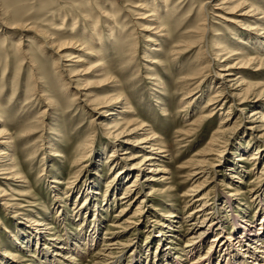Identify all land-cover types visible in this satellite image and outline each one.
I'll list each match as a JSON object with an SVG mask.
<instances>
[{
	"label": "rangeland",
	"instance_id": "obj_1",
	"mask_svg": "<svg viewBox=\"0 0 264 264\" xmlns=\"http://www.w3.org/2000/svg\"><path fill=\"white\" fill-rule=\"evenodd\" d=\"M152 1L160 12L158 21L154 16L156 14L149 16ZM242 1L246 3L243 8L251 4L259 9L260 14L255 15V11L247 15L245 12L249 9L245 8L227 10L226 7L234 8V5L224 4V0H169L166 6L165 0H0V131L6 133L8 150L11 147L14 150L15 159L26 179V183L7 180L6 171L1 170L0 191L5 192L6 196L2 198L6 202L15 207L22 206L18 209L22 215L40 213L39 219H45L50 228L46 234L55 235L62 242L72 240L75 234L85 236L94 231L95 245L90 249L82 246L83 249L75 254L73 264H176V260L178 264H192L202 256L211 255L210 243L223 227L227 233L224 234L226 239L233 234L239 236L235 233L232 216L236 220L244 217L250 222L263 221L264 173L261 171L264 167V123L246 118L254 109L251 107L256 99L254 92L246 96L238 94L239 98L230 99V95L224 91L228 106H232L231 111L224 109L216 114V109L212 112L215 113L212 118L202 120L203 114L210 115L212 111L211 107H207L208 101L215 91L221 90L217 75L221 73L219 69L224 63L220 62L223 60L219 59L221 56L215 57L219 54L216 52L220 47L217 44H224L241 54H257L250 38L257 34L253 30L256 24L264 26V0ZM204 14L207 16L203 25L199 26V16ZM49 16L56 18L55 22L62 28L60 33L64 37H79L86 48L81 42L73 41L61 52L50 45L41 44L37 31L41 26H47L51 20ZM63 17L66 20L61 26ZM16 19L26 22L24 28L10 30ZM96 20L99 21L96 30L101 31L100 40L81 37L83 33L91 35L93 30L90 25ZM151 21L163 26L156 31L155 22ZM199 27L206 28L205 32ZM109 28H112L111 35ZM146 36L157 40L161 50L152 51L154 42L144 41ZM20 38L22 44L19 49L28 54L35 63L33 65L38 67L43 82L39 88L30 84L29 65L26 60L20 61V55L16 52ZM188 41H193L192 47H183ZM177 43L182 47L179 54H173L172 47L178 46ZM93 46L102 49V62L120 82L118 84L122 83L124 92L128 93L132 107L128 115H136L139 121H143L146 130L151 129L160 141L158 148H165L166 151L163 154L165 157L157 163L166 166L169 172L166 180L153 183L152 195L143 207L138 200L126 206L128 212L122 219L117 215L126 204L118 199L124 195L125 185L134 179L133 173L136 171L132 170V175L126 180L119 182L113 179L115 170L111 166L129 163L125 162L126 156L120 155L125 148L120 147L118 155H113V147L120 146L118 138L114 139V135H109V130L101 126L105 124L101 115L90 111L83 96L86 90H80L84 89L79 87L80 82H75L74 78H70L71 82L68 79L71 77L68 71L87 66L83 62L93 57L90 52ZM131 49L134 51L131 52ZM58 57L62 70L54 66ZM154 57H158L156 60L159 62L151 66ZM67 59L71 61L67 62ZM78 59L81 62H77ZM242 71L244 80L250 85H264V65H252ZM193 77L197 79L188 83L187 80ZM86 80L92 85L93 95H105L95 88L93 78ZM66 84L67 90L63 88ZM49 100L52 103L49 104ZM243 100L249 104L240 106ZM187 101L191 103H185ZM42 109L45 111L40 114ZM239 111H243L244 116ZM228 112L230 116L226 128L229 132L224 137L227 142L219 155L221 158L216 152L207 157V169L204 168V173L195 177L199 181L194 185L200 186L195 196L205 195L206 214L217 212L210 217L205 215L203 219L201 214L194 215V210L202 207V202L194 203L189 193L193 183L190 181L191 173L195 171L192 164L201 160L200 152L207 147L206 143ZM181 133L185 135L181 136ZM257 147L262 150L260 161L249 162V155L255 154ZM137 151L135 148L134 152ZM242 154L245 160L237 163L235 159ZM233 164H236L234 172L240 178V183H237L238 179H229L228 168ZM79 165H82L81 168ZM87 183L93 184L91 187L97 195L85 206ZM231 193H239L232 199V210L229 211L227 206L220 210L224 206V195ZM22 194L28 196L20 197ZM10 196L14 200L11 201ZM94 204L98 206L94 207ZM3 208L0 205L2 264H16L12 262L17 258L23 264H41L38 261H43V251L39 246L42 242L36 245L33 237H30V241L25 236L22 238L19 229L25 218H16L15 210ZM171 214L179 217L180 222L172 223L175 233H171L173 236L165 241V237H160L165 229L160 226H165L172 219ZM217 214L221 215L219 219L215 218ZM211 217L215 218L214 227L208 225ZM201 230L207 234L200 251L193 253V256H183L182 251L194 237L193 233L198 234ZM28 232L31 233L29 229ZM105 237L107 240L103 241ZM22 240L25 242L20 248L17 243ZM219 243L215 242L218 247L208 264L226 263L224 246ZM243 243L245 240L242 246ZM159 244L172 248L166 257L159 255ZM55 245H58V241ZM103 246L110 250L103 256L97 255V252L103 253ZM48 248L52 250L49 245ZM235 248H232L234 252ZM3 251L13 256L1 257ZM198 264H205V260H200Z\"/></svg>",
	"mask_w": 264,
	"mask_h": 264
},
{
	"label": "bare ground",
	"instance_id": "obj_2",
	"mask_svg": "<svg viewBox=\"0 0 264 264\" xmlns=\"http://www.w3.org/2000/svg\"><path fill=\"white\" fill-rule=\"evenodd\" d=\"M168 1L169 0H165V2H164L165 6H166V3ZM144 3L147 4V1H145ZM223 3L224 4L230 3V5H232V4L234 5V8L226 7L227 10L228 9L229 10L230 9H232V10L236 9L237 10V8H243L244 4H246L242 0H224ZM149 8H150V11H149L150 15L149 16L152 17L154 14H156L154 16L156 18V21H158L160 19L159 18L160 16H158V15H160V12H159L154 1H152ZM244 8L249 9V10H247V12H245V13H247V15H248V12L252 13L255 11H256L255 15L260 14V13H258L259 9L256 7L254 8L251 4L250 5L248 4L247 7H244ZM113 15H110V16L112 17ZM206 16H207L206 14L199 16L198 21L201 22V24L199 26L203 25V21L205 20L204 18ZM243 16H245V15H243ZM49 18H51V20L48 21L47 26H45V25L43 27L41 26V29L37 31L38 36L41 38V40H40L41 44H44L45 46L50 45L51 47H54L57 50L60 49V51L63 52V50H65L66 46H70L73 41H74V43H77V42L79 43V42H81V40H83V39H80L79 37H77V38L71 37L69 39H68V37H64L60 33V30L62 28H60L59 25L56 24V22H55L56 18L54 16H49ZM86 19L90 20V17L86 16ZM262 19L264 20V13H263ZM65 20H66V17H63L61 26L64 25ZM151 22H155V21H151ZM24 23H26V22H22L18 19L17 21H15L11 24L10 30L22 29V28H24ZM74 23H76V22L74 21ZM74 23H73V26H74ZM98 23H99V21L96 20V21L92 22V25H90L92 30L94 31V33L92 31L93 36H92V33H91V35L83 33L80 36L83 38L85 37L88 40H96V41L98 40L99 41L100 40L99 37L101 36V31L96 30V26L98 25ZM155 25H156V28L154 30H156V31L163 26L159 22H155ZM263 25H264V22H263ZM73 26H72V28H70L71 31L73 30ZM199 28H200L199 30H203V32H205L204 30H206V28H204V27L203 28L199 27ZM109 30H110V35H111L112 28H109ZM253 30H255V32L257 33V34H255L254 37L250 38V40L253 39L252 40V46H255L256 50H257V54L254 56H252V55L250 56L247 54H241L238 50L236 51V50H232L230 48H227L224 44H221V43L217 44V46H220L216 50V52L219 54L215 55V57L221 56L219 59L223 58V60H220V62L224 63L223 66H220L222 68L219 69V71L221 73L217 75V78L220 80V82L218 84H221V88L220 87H218V88L221 90L215 91L214 96L208 101L207 107H211L212 111H211L210 115L203 114L202 120H204V118H208V117L212 118V116H214L215 113L217 114V112L220 110L222 111L224 109H228L229 112L231 111L232 106L231 105L228 106L229 102H228L227 97H225L223 95L224 91H227L225 94H227L228 96L230 95V97H229L230 99L234 98V97L239 98L240 95H238V94H244V96H246L250 92H254L253 95L256 96V99H255V103H253V105L251 106L254 109H252L251 113L249 114V117L247 116L246 118L247 119L253 118V120L257 119V120H259V122L261 121L264 123V85H259V84L250 85V83L246 82L244 80V77L242 76V74H243L242 69L248 68L249 66H252V65H255L256 67L257 66L260 67L261 65H264V61H263L264 58H262L264 56V26H261L260 24H256L253 27ZM167 32H168V30H167ZM155 33H153V34H155ZM21 40H22V38L19 39V41L16 45V48H17L16 52L20 55L19 56L20 61L26 60V63L29 65V68H30L29 73H30V78H31L30 84H33L34 88H36V86L38 85V88H39L43 82H42V80H40L41 78H40V75L38 72V67L33 65L35 63H33L34 62L33 59H31V57L28 54L22 53L21 50L19 49L20 45L22 44ZM144 41H146V42H152L153 41L154 42L153 46L155 48L151 49L152 51L153 50L154 51L161 50L159 43H157V40H151L149 36H146ZM192 43H193V41H188V42H186L185 46H183V47L191 48ZM239 43H241V41ZM241 44H245V43L242 42ZM81 45L86 48L85 43L81 42ZM177 45L178 46L172 47L171 52L173 54H179V52H180L179 50H180V47H182V44L177 43ZM101 50L102 49L93 46L90 49V52L93 54V57H88L87 61L83 62L87 66H83L80 70H77V71L76 70L68 71L67 73L71 76L68 78L70 82H71L70 78H74L75 82H80L79 87L84 88V89L81 88L80 90H86V93L83 96L87 99V104L90 107V111H94L95 113H98L99 115H101V117L104 118L103 121H105V124L103 123V125H101V126H104L105 128H107V130H109L108 131L109 135H114L113 136L114 139L118 138L117 142H119L120 146L119 147H115V146L113 147V149H112L113 155L114 154L118 155V153L120 152V150H118V149L120 147L125 148L120 153V155L126 156L125 162H129V163L125 164V166L121 165L122 167L120 165H118V163L116 165L113 164L111 166V167L114 166V170H115L114 175H113V179L114 180L117 179L119 182L122 180H126V178H128L130 175H132V173H133L132 170L136 171V172H134L136 174L133 173L134 179L125 185L126 190L124 192V195L118 199L119 202L123 201L126 204L125 206L120 208L119 215H117V216H120V219H122L127 215V212H128L126 206H131V204H133V202L138 200V202L140 201V204H143V205H141L143 207L144 204L149 200V198L152 195L153 183H161V182L165 181L166 175L169 172H168L166 166L157 165V163L160 162L159 160L165 157L163 155L166 152L164 150L165 148L162 150H160V148H158L160 141L158 140L157 137H155V133L151 129L146 130L147 126L143 121H139L136 118V115H135V117H132L131 114L128 115L130 113V110L132 109L131 102L129 100V96L127 95L128 93L126 92L127 93L126 94L124 92V89L121 86L122 83L118 84L120 82L116 80V77L113 75L111 70L105 65V63L102 62L104 60L102 59V56L100 55ZM131 50H132L131 52L134 51L133 49H131ZM216 52H215V54H216ZM72 58H74V57H71V59ZM77 58L81 59L80 57H77ZM79 59L77 62H81V60H79ZM156 59H158V57L152 58V61L150 62L151 66H154L155 64H157L159 62ZM230 59H231V61H233V60L234 61L230 62L229 61ZM6 60H7V58H6ZM59 60H60V57H58V59H56L57 62L55 63L54 66H56L55 69H57V70L61 69L62 70L63 66L58 64ZM69 60L70 59H67V62ZM90 64H91V66H90ZM58 65H59V67H58ZM258 70H259V68H258ZM88 77H91L94 79L93 84H94L95 88H97L99 90V92L101 91L105 95H103V96H99V95H95V94L93 95L94 91H92V89H91L92 85L90 86L89 82H87V80H86ZM194 79H197V77H193L187 81L189 83ZM156 80H158V79L156 78ZM200 80H199V82H200ZM63 88H65V90H67V84L63 85ZM229 91H231L232 93H230ZM73 96H74L73 97V100H74V98L76 97V94ZM244 101L245 100L241 101L239 105L244 106L245 104H249V103H245ZM219 102H221V103L218 104ZM48 103L49 104L52 103V100H49ZM185 103L189 104V103H191V101H187ZM157 104H160V102L157 101ZM161 105H162V103H161ZM216 109H217V111H216ZM44 111H45V109H42V111H40V114H42V112H44ZM213 111H216V112L212 113ZM229 112L227 113L224 121L219 122L218 130L213 132L208 143H206L207 147L204 150H202V152H200L199 156L202 157L201 160H199L197 162H193V164H192V167L195 168V171L193 173H191L192 178L190 181H192L193 183H192V186L190 187L189 193L192 195L191 198H193L194 203L202 202V204H203L202 207L196 206L197 209L194 210V215L201 214V216H203V219H205L206 216L210 217V216H212V214H216L217 212L209 213L210 215L206 214L205 211H206L207 201L205 199V195L195 196V194L197 192H199L198 187H200V186H198V184L194 185L195 182L199 181V178L195 179V177L202 175L204 173V171L207 169L205 167V164L208 161V160H206L207 157L213 156L215 152L218 153V157L221 156L220 154L223 151V149L225 148L226 142H227V140H225L224 137H225L226 133L229 132L228 129L226 128L228 126L226 124L229 122V116H230ZM239 113L244 116L243 111H239ZM133 114H137V113H133ZM38 118H40V116ZM207 120H209V119H207ZM253 122H255V120ZM28 130H30V128ZM5 134L6 133L0 131V171L1 170L6 171L4 174H6L8 176L7 180L15 181L17 183H26V179L22 175V169L20 168V164L17 163V161L15 159V156H14L15 154L13 153L14 150L12 149V147H11V149L8 150V148H10V147H8L9 144L7 145L6 138H5V136H7V135H5ZM182 135H185V134L181 133V136ZM249 138H247V139H249ZM23 140L25 141V139H23ZM135 148H137L139 151L134 152ZM6 150H7V152H6ZM129 150H131L132 152ZM241 152L242 151H240V153ZM243 154L238 156L235 159V161L237 163L245 160L246 157L244 156L245 154L244 155ZM261 156H262V150L260 149V147H257L255 150V154L249 155L248 160H249V162L260 161ZM139 158H142L141 161L139 160V162H135V160H138ZM256 165H257V163H256ZM81 166L79 165L78 167L81 168ZM204 168H206V169L204 170ZM228 169L230 171L229 179L230 180L238 179L237 183H240V178H238L236 176V173L234 172V170L236 169V164H233L231 166V168H228ZM261 173H264V167H263ZM96 176H97V174H96ZM200 178H201V176H200ZM87 184L88 185H85V196H84V202L85 203H83L85 206L88 205V203L90 201L94 200L93 199L94 195H97L96 192L93 191V187H91V185H93V184H89V183H87ZM114 190H116V188H114ZM186 193H187V191H186ZM238 194H235V193H233V194L231 193L229 195L225 194L224 195V201H223L224 206L222 205L223 207L221 206L220 210L224 209L225 206H227L230 209L229 211H231L232 210L231 209L232 208V199L235 196H237ZM4 196H6L5 192L3 190H1L0 191V201H1L0 203H2V201H3V203L0 205L4 207L3 209L4 210H8V209L15 210L13 212L15 214L14 217L19 218L21 216V217L25 218V220H23V222L20 223L21 227L19 229V235L22 238H23V236L27 237L28 239H26V240H29V241H30V237H33L35 239L36 245L39 244V242H42L41 245L39 244V246L42 248L41 251H43V252H41L43 261L39 260L38 261L39 263H41V264H43V263L44 264H46V263L47 264H73L75 261V259H74L75 254H77V252H79L81 250L82 246L83 247L88 246V248L90 249V248H92V246L95 245L94 242H96V236H95L94 231H91L92 233L90 232V233H88V235H85V236H84V234H82V235L81 234H75L76 236L75 237L73 236L72 240H70V241L64 240L63 242L60 241L59 238L55 235H53V236L47 235L46 232L50 231V228H49L48 224L46 223L45 219H42V218L39 219L40 213H36L35 215L31 214V215L24 216V215H22V212H19L20 210H18V209H21L22 206L15 207L14 205L9 204L10 203L9 201L6 202L4 200V198H2ZM19 196L20 197H27L28 195L22 194ZM186 196H187V198L189 197V195H186ZM194 196H195V198H194ZM55 197L58 198V195L56 194ZM10 199H11V201L14 200L11 198V196H10ZM59 199L60 198H58V200ZM188 201H190V200H188ZM193 201H192V203H193ZM59 203H63V201L62 202L59 201ZM97 206H98V204H94V207H97ZM141 206L139 207V209L141 208ZM248 206H249V204H248ZM262 206H264V205L262 204ZM211 211H213V209ZM218 211H219V209H218ZM172 216H173V217H171L172 219L170 221H168V223L165 226L162 225V227H161L159 225L160 228H163L166 230V232H165V230L162 231L163 234L160 236V237H165V239H164L165 241H168L167 239H169L170 237L173 236L171 233H175L174 231H172V229H174V227L172 226V223L179 224V222H180V221L178 222L179 217L177 218L174 215H172ZM201 216H199V217L201 218ZM220 216H218V214H217L215 218L219 219ZM215 218L212 219V217H211V219H209V221H208L209 224L207 223L209 225V227H211V226L214 227V225H216V223L214 222ZM262 218H264V215L262 216ZM203 219H202V221H203ZM231 220L233 222V225H235V229H236L235 233H238L239 236L236 234L235 235L233 234L232 236H230V238L228 237V239H226L224 234H227V233L224 231L225 229L223 230V228H224L223 227L221 230L222 233L221 232H219L218 234L216 233L213 237V240L210 243L209 251H211V255H209L207 257L200 255V257L201 256L202 257L199 258L198 261H196L192 264H198V262L200 260H205V264L210 263V260H211L212 256L215 254L216 248L218 247V246H216L217 244L215 245V242H220L219 244H222V246H224V249H225L224 252H226L225 255L227 256V261L224 264H249V262H251L250 264H264V219L260 223H255V222H250L248 219H246L244 217H242V218L239 217V219L236 220L235 217L232 216ZM202 221L200 223H202ZM198 223H199V221H198ZM218 224H219V222L217 223V225ZM202 225H204V224H202ZM178 227L179 226H177L175 228H178ZM196 227L197 226H195L193 229H195ZM205 227L203 228V230L205 229ZM28 229L31 231V233L28 232ZM94 230H96V226L94 227ZM170 230H171V232H170ZM198 230H200V227ZM203 230L199 231L198 234L193 233L194 237H192L191 238L192 240L188 241V243L184 247L186 251L185 250L182 251L183 256H190V255L193 256L194 255L193 253L196 254L200 251L202 243L205 239V234H207V232H205ZM256 230H258V231H256ZM212 231L213 230H211V233H213ZM214 232H216V231H214ZM105 235L107 236V234H105ZM16 237L17 236H15V239H16ZM104 240H107V238L106 237L103 238V241ZM243 240H245V243H243L244 245L242 246ZM57 241H58V245H55ZM24 242L25 241H23L21 243L19 242L17 244L19 245L20 248H23ZM47 245H49V247H51V249H52L51 251L49 250V248L47 249ZM108 246H110V245H108ZM235 247H237V248H235ZM232 248H235V252H234V249L232 250ZM171 249H172L171 247L165 246L164 244L158 245V250H159L158 253L160 256L163 255L164 257H166L169 254L168 251H170ZM230 249H231V251H230ZM107 250H110V249H107L106 247L103 246V248L101 250L103 253L97 252V255L103 256V255H105ZM231 252H233V253H231ZM9 253L10 252L3 251V253L1 254V257L13 256L12 253L11 254H9ZM30 256L32 257V255H30ZM39 259H40V257H39ZM17 260H18V258H17ZM17 260H15V261L13 260L12 263L23 264L21 261L19 262ZM193 260H195V259H193ZM177 261L178 260H176V264L179 263ZM169 262H170V260H169ZM0 264H2L1 261H0ZM167 264H170V263H167Z\"/></svg>",
	"mask_w": 264,
	"mask_h": 264
}]
</instances>
